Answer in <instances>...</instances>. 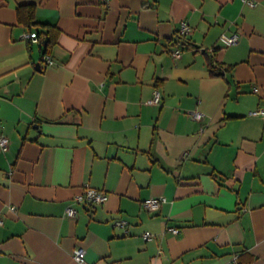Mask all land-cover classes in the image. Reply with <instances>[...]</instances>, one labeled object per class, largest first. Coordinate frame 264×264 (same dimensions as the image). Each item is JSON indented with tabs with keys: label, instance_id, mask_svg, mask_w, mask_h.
<instances>
[{
	"label": "crops",
	"instance_id": "crops-1",
	"mask_svg": "<svg viewBox=\"0 0 264 264\" xmlns=\"http://www.w3.org/2000/svg\"><path fill=\"white\" fill-rule=\"evenodd\" d=\"M259 107L264 0H0V264H264Z\"/></svg>",
	"mask_w": 264,
	"mask_h": 264
},
{
	"label": "built area",
	"instance_id": "built-area-1",
	"mask_svg": "<svg viewBox=\"0 0 264 264\" xmlns=\"http://www.w3.org/2000/svg\"><path fill=\"white\" fill-rule=\"evenodd\" d=\"M190 32V27L186 22H182L180 26V35L181 36H186ZM22 38L31 40L32 42H39L38 36L35 34V32L28 33V34H23ZM238 35L234 34L231 36L227 35H222L220 40L227 46L234 45L238 42ZM180 52L176 51L174 52V56L179 57ZM43 60L46 62V64L51 65L52 59L48 55L43 56ZM161 100V94L158 91H155L153 98L148 101L149 104H158ZM250 116H259V117H264V107H259L254 110H252L249 113ZM190 116L195 119V120H202L203 119V114L200 112H191ZM8 138L5 136H0V148L2 150H5L7 145H8ZM75 202L78 204H83L86 206H97V205H102L108 200V194L105 193L104 191L97 190L94 188H91L89 186L85 187V190L82 195L76 197ZM165 203V199L158 197V198H149L145 201L142 202V208L149 212V213H155L159 211L161 206ZM13 209V208H12ZM67 216L68 217H74L76 216V211L69 207L67 209ZM2 224V221L0 220V225ZM127 223L125 221H116L115 225L123 227ZM173 234H178L180 233L179 229L173 228L171 229ZM152 234L149 232H146L143 235L144 240L149 241L152 239ZM73 259L75 260L76 264H87L85 260V250L82 247H77L74 251Z\"/></svg>",
	"mask_w": 264,
	"mask_h": 264
},
{
	"label": "trees",
	"instance_id": "trees-1",
	"mask_svg": "<svg viewBox=\"0 0 264 264\" xmlns=\"http://www.w3.org/2000/svg\"><path fill=\"white\" fill-rule=\"evenodd\" d=\"M25 12V13H24ZM26 14L24 17L25 21H28L29 23L33 24V8L32 6H21L18 8V15L20 20L23 19V15ZM35 34L38 36V38L41 40L43 38V35L45 34V32H35ZM44 54L45 55L47 53V46H44ZM210 68H211V73L212 75H222V71L225 69V67L222 64H217L215 62V59L210 58ZM228 68H226L225 70H227Z\"/></svg>",
	"mask_w": 264,
	"mask_h": 264
},
{
	"label": "water",
	"instance_id": "water-1",
	"mask_svg": "<svg viewBox=\"0 0 264 264\" xmlns=\"http://www.w3.org/2000/svg\"><path fill=\"white\" fill-rule=\"evenodd\" d=\"M39 66V64H37V67Z\"/></svg>",
	"mask_w": 264,
	"mask_h": 264
}]
</instances>
